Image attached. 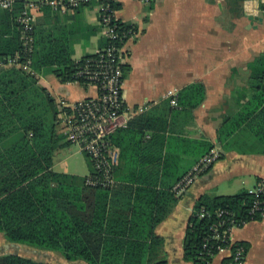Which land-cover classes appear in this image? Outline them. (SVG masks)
Returning <instances> with one entry per match:
<instances>
[{
  "label": "trees",
  "instance_id": "1",
  "mask_svg": "<svg viewBox=\"0 0 264 264\" xmlns=\"http://www.w3.org/2000/svg\"><path fill=\"white\" fill-rule=\"evenodd\" d=\"M25 2L17 0L12 10L0 9V59L19 54L23 62L28 57L24 27L17 20ZM43 12L45 20L34 25L30 71L0 69V233L10 243L59 251L71 262L166 264L160 257L164 239L155 229L181 198L173 189L188 174L186 156L202 159L214 145L171 134L168 118L148 114L137 117L110 138L120 151L112 172L114 185L87 184L89 177L101 174L86 155L88 176L54 171L56 152L71 144L58 130L59 104L39 84L38 76L53 74L63 83L76 82L77 72L98 55L73 59L75 42L88 41L94 28L78 29L63 22L61 15L49 7ZM249 68L255 81L254 94L235 117L223 121L218 130L219 143L226 142L255 115L261 117L264 133V56ZM205 96V86L194 83L179 93L172 110L191 112ZM116 183H120L119 188H114ZM254 200L248 190L228 196H202L187 228L185 260L206 264L202 247L212 225L221 219L218 213H226L223 220H228L229 214L248 223L254 220L249 215ZM204 211L209 215L201 218ZM0 264L52 263L9 254L0 256Z\"/></svg>",
  "mask_w": 264,
  "mask_h": 264
},
{
  "label": "crops",
  "instance_id": "2",
  "mask_svg": "<svg viewBox=\"0 0 264 264\" xmlns=\"http://www.w3.org/2000/svg\"><path fill=\"white\" fill-rule=\"evenodd\" d=\"M115 4L117 18L138 30V37L125 46L129 53L123 81L126 105L135 110L150 104L146 112L131 121L148 114L168 118L171 134L209 142L220 153L219 160L181 196L155 229L164 239L160 257L166 264H194L184 258V242L197 201L204 195H235L254 189L259 180H264L260 116L255 115L226 142H218L223 121L235 117L254 94L255 81L249 65L264 56V0H115ZM44 18V12L37 14L35 23ZM60 19L78 29H95L88 41L75 42L74 60L96 54L103 46L96 9L82 8ZM79 45L85 48L84 54L77 55ZM38 77L39 84L57 102L74 103L98 96L92 85L63 83L53 74ZM197 82L206 88L203 103L191 112L173 111L175 106L168 93L175 91L179 95ZM186 160L189 173L200 159L188 154ZM53 169L56 171L55 163ZM119 187L120 183L114 186ZM231 238L247 247L246 264H264V218L234 228ZM9 254L52 264H87L68 261L59 251L10 243L0 233V256ZM229 258V251H221L211 264H226Z\"/></svg>",
  "mask_w": 264,
  "mask_h": 264
},
{
  "label": "built area",
  "instance_id": "3",
  "mask_svg": "<svg viewBox=\"0 0 264 264\" xmlns=\"http://www.w3.org/2000/svg\"><path fill=\"white\" fill-rule=\"evenodd\" d=\"M17 0H0V9L12 10ZM224 1V0H223ZM51 8L61 15H73L80 8H94L98 13L100 34L106 43L97 50L98 59L92 60L81 68L76 78L78 83L95 86L98 91L96 98L83 99L77 102L59 101L58 126L71 145H77L92 162L101 177H89L87 184L93 187H110L115 184L113 168L118 162V152L111 144L110 138L120 129L129 127L131 120L150 108L145 103L135 110L129 109L123 95L124 67L127 64L126 43L138 37V30L122 23L117 18L115 0H29L25 2L24 10L18 16V22L24 27L25 54L23 62L20 55L0 59V69L18 67L30 71V55L33 50V30L36 15L44 8ZM171 104L177 106V93L170 91L167 95ZM220 158L216 149L198 161L193 169L179 181L173 191L178 197L183 196L194 182L204 175ZM255 200L250 209V217L254 220L264 218V180L258 182L254 189L248 190ZM203 212L201 218L207 217ZM221 211V218L212 225L211 232L202 247L204 263L211 264L221 251H229L227 264H246L247 248L241 242H234L231 232L234 228L247 224L239 222Z\"/></svg>",
  "mask_w": 264,
  "mask_h": 264
},
{
  "label": "rangeland",
  "instance_id": "4",
  "mask_svg": "<svg viewBox=\"0 0 264 264\" xmlns=\"http://www.w3.org/2000/svg\"><path fill=\"white\" fill-rule=\"evenodd\" d=\"M90 19L92 16L89 15ZM77 55L84 54L85 48L76 46ZM92 48L90 49V51ZM60 131V127L58 129ZM55 169L58 172L86 177L90 174L87 158L77 145H71L56 152L54 157ZM228 196V195H225Z\"/></svg>",
  "mask_w": 264,
  "mask_h": 264
}]
</instances>
